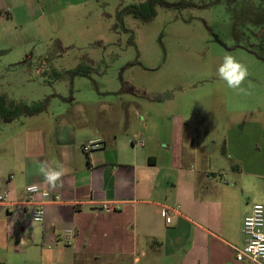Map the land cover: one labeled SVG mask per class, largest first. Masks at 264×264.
Masks as SVG:
<instances>
[{
  "label": "rangeland",
  "instance_id": "374dc122",
  "mask_svg": "<svg viewBox=\"0 0 264 264\" xmlns=\"http://www.w3.org/2000/svg\"><path fill=\"white\" fill-rule=\"evenodd\" d=\"M148 1L9 2L0 19V94L28 104L46 97L52 118L98 100L123 102V111L133 105L132 125L153 138L162 162L190 169L197 182H238L244 204H264V4L164 0L195 5L156 4L150 16ZM225 55L248 68L242 91L219 77ZM76 69L90 78L72 77Z\"/></svg>",
  "mask_w": 264,
  "mask_h": 264
},
{
  "label": "crops",
  "instance_id": "0c3cea01",
  "mask_svg": "<svg viewBox=\"0 0 264 264\" xmlns=\"http://www.w3.org/2000/svg\"><path fill=\"white\" fill-rule=\"evenodd\" d=\"M18 1L0 0V19ZM122 103H80L53 118L44 109L0 124V194L8 203L0 205V264H12L8 256L22 257V264H248L235 257L252 207L242 200L244 189H235L238 182H197L190 169L162 162L153 138L132 125L133 105L123 111ZM121 111L128 115L122 122ZM96 139L102 147L84 154L82 144ZM42 163L67 174L63 187L49 191L60 202L46 205L43 222L34 223V206L22 203L27 185L47 189ZM104 203L113 210L104 211ZM162 206L177 209L170 222ZM68 229L70 246L62 240Z\"/></svg>",
  "mask_w": 264,
  "mask_h": 264
},
{
  "label": "built area",
  "instance_id": "2783aa9c",
  "mask_svg": "<svg viewBox=\"0 0 264 264\" xmlns=\"http://www.w3.org/2000/svg\"><path fill=\"white\" fill-rule=\"evenodd\" d=\"M138 144H142V142H137ZM102 147V141L99 139L96 140H88L82 144V152L84 154H89L92 151L98 150ZM32 185L29 184L25 187L26 192V201H24L22 204L29 205L32 204L34 207L30 211V218L32 222L34 223H42L44 220V214H45V206L48 204H56L60 202V196L58 194H52L49 192V195L47 197H42L38 193L31 192L28 190V187ZM41 191H44L40 186ZM35 196L39 197V200H33ZM6 194H0V205H7L6 203ZM104 211H110L113 210V207L110 203H104L102 205ZM256 209V204H254L251 207V210L249 214H247L242 221V233L246 237V242L244 246L240 249L235 250V257L237 261H245L248 264H264V254H261L260 252H254L252 249L253 247H260L264 246V225L256 224V225H250L248 223L249 217L254 216ZM177 212L176 208L170 207V206H162V215L165 217L166 222H170V216L171 214H174ZM17 214L21 213V210L18 209L16 211ZM37 213H40V218L36 219ZM74 237L73 230H65L62 236V240L66 246H70L72 243V239Z\"/></svg>",
  "mask_w": 264,
  "mask_h": 264
},
{
  "label": "clouds",
  "instance_id": "9594fccd",
  "mask_svg": "<svg viewBox=\"0 0 264 264\" xmlns=\"http://www.w3.org/2000/svg\"><path fill=\"white\" fill-rule=\"evenodd\" d=\"M219 77L224 80L227 86L234 90H243L241 85L249 76V71L246 65L240 63L232 55H225L223 64L218 69ZM39 173L43 176V183L47 185V189L41 191L39 184H32L28 187L31 192L38 193L42 197H47L50 190H56L63 187L62 177L67 174L66 169L62 166L59 168H52L45 166L43 163L39 166ZM255 215L249 217L248 223L250 225L261 224L264 225V204H256ZM40 213H37L36 219L40 218ZM254 252L264 254V246L253 247Z\"/></svg>",
  "mask_w": 264,
  "mask_h": 264
},
{
  "label": "trees",
  "instance_id": "16d2710c",
  "mask_svg": "<svg viewBox=\"0 0 264 264\" xmlns=\"http://www.w3.org/2000/svg\"><path fill=\"white\" fill-rule=\"evenodd\" d=\"M222 0H213L212 2L208 3L207 5L213 6L218 4L219 2H221ZM251 3L253 1L249 0ZM232 2L238 3L239 0H233ZM179 4H168L166 3L164 0H149L148 1V7H149V14L150 16H152V7L154 5H161V6H168V7H177L179 5H190L193 6L195 4L191 3V2H178ZM226 3H231L230 0H226ZM242 3H248V2H242ZM254 4V3H253ZM259 4H264V0H261V3ZM129 12H131L132 14H134L136 17L141 18V20L144 22L145 20H147L149 17H146L144 15V17L141 16V14L139 12H137L136 9H132ZM262 22V21H260ZM264 22V20H263ZM263 25V23H261ZM262 25H260L262 27ZM264 26V25H263ZM264 28V27H262ZM81 76L84 75L85 77H89V72L88 71H82L79 69H76L75 72H73L72 77L74 76ZM59 77V76H57ZM47 102L48 99L44 98L42 100L39 101H35V102H31V104H28L24 101L21 100H7L5 95L0 94V124L1 123H7V122H12L14 120L20 119L22 117H28L31 116L33 114H38L40 112H42L46 106H47Z\"/></svg>",
  "mask_w": 264,
  "mask_h": 264
}]
</instances>
